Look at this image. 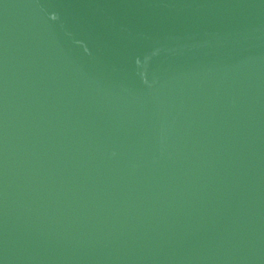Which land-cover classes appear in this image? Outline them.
I'll return each instance as SVG.
<instances>
[{
    "label": "water",
    "instance_id": "95a60500",
    "mask_svg": "<svg viewBox=\"0 0 264 264\" xmlns=\"http://www.w3.org/2000/svg\"><path fill=\"white\" fill-rule=\"evenodd\" d=\"M0 264H264V0H0Z\"/></svg>",
    "mask_w": 264,
    "mask_h": 264
}]
</instances>
